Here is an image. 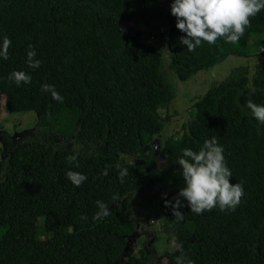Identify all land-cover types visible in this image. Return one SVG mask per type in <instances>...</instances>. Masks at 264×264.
Wrapping results in <instances>:
<instances>
[{
    "label": "trees",
    "instance_id": "trees-1",
    "mask_svg": "<svg viewBox=\"0 0 264 264\" xmlns=\"http://www.w3.org/2000/svg\"><path fill=\"white\" fill-rule=\"evenodd\" d=\"M170 2L0 0V34L11 40L0 59V95L11 112L37 115L19 136L0 134L7 146L0 149V264H115L132 254L125 249L139 224L134 197L153 190L150 215L175 243L162 264L181 254L194 264H264V124L246 106L250 99L264 104V63L252 73L237 67L209 85L177 131L168 123L183 112H159L176 98V82L229 55L264 54V8L249 17L237 42L218 37L190 52L179 41ZM124 21L133 26L123 28ZM29 44L37 68L25 62ZM14 69L31 81H9ZM44 83L63 101L41 91ZM211 136L223 145L230 182L242 183L244 195L234 211L196 214L185 201L178 220L164 203L183 186L175 160ZM120 168L128 170L123 178ZM68 170L86 179L75 186ZM97 200L109 215L93 219ZM140 244L121 264H151L148 243Z\"/></svg>",
    "mask_w": 264,
    "mask_h": 264
},
{
    "label": "clouds",
    "instance_id": "clouds-1",
    "mask_svg": "<svg viewBox=\"0 0 264 264\" xmlns=\"http://www.w3.org/2000/svg\"><path fill=\"white\" fill-rule=\"evenodd\" d=\"M264 8V0H171L170 15L175 18V28L182 36L179 41L188 51H193L202 42L214 44L218 37L226 42L235 43L243 35L249 25V17L255 16ZM11 40L7 34H0V59H7ZM35 49L31 44L26 51V64L37 68L40 60L35 58ZM7 79L17 86L31 81L30 74L23 70L11 71ZM41 91L50 93L53 100L62 102L63 96L53 85L44 83ZM250 114L261 124H264V104H258L251 99L246 102ZM175 163L179 166L183 178V186L179 188L172 200H164L170 206L172 215L183 220L184 214L180 208L186 201L191 212L200 214L214 207L221 211H234L244 195L242 183L230 182L232 172L224 157V147L217 142V136L204 139L197 149L185 147L181 149ZM74 158V157H73ZM127 168H120L118 175H127ZM66 177L75 186H79L86 177L83 173L68 170ZM113 200L117 195L113 194ZM98 211L93 219L109 215V209L104 202L97 200ZM87 219V217H82ZM175 264H194V261L183 254L175 257Z\"/></svg>",
    "mask_w": 264,
    "mask_h": 264
},
{
    "label": "rangeland",
    "instance_id": "rangeland-1",
    "mask_svg": "<svg viewBox=\"0 0 264 264\" xmlns=\"http://www.w3.org/2000/svg\"><path fill=\"white\" fill-rule=\"evenodd\" d=\"M122 25L123 28H128L133 26V22L124 21ZM260 38L264 41V34H262ZM261 52L263 51L261 50L259 53ZM214 55L216 54H208L204 57V59L211 58ZM262 55H229L221 62L215 64L213 67L207 70L199 71L191 79L185 82H176V98H174V101L171 105L163 104L159 109L162 117L165 116L166 111H176V113L183 112L175 115L176 125L170 126L169 128H174L176 129L175 131H177L181 128V125H183L184 123L187 124L189 122V120L192 118V101L194 100V98L201 97L207 91L209 85L225 80V78L230 75L231 71L237 67H248L250 73H252L256 66L264 63V57ZM169 78L175 81L174 75L169 74ZM8 101V97L4 95L0 96V134L2 132H7L8 135L15 134L16 132L21 133L36 124L37 115L35 112H27L24 114L13 113L9 110ZM1 147L2 145L0 143V149ZM155 192V190H153V192L148 191L145 193H140L139 195L137 194L134 197L133 216L137 221H139V230H141V225H145V228H151L152 231L153 229L157 230L156 236L158 238V241L156 242L155 246H152V248L154 247L158 254H160V252L164 254L167 251H172L175 248V243L171 239H168L171 236V232L169 230H166L167 235L161 233V229L158 226L157 219L151 217L150 215L153 213L155 207L154 205H151V207L149 208L148 205L150 204L149 201L156 198V196H154ZM142 239L143 238L138 240V242L133 241L130 245V249H132L133 255L137 254L139 250L138 246L143 241ZM161 258L162 256L155 258L153 257L151 264H162L163 259Z\"/></svg>",
    "mask_w": 264,
    "mask_h": 264
},
{
    "label": "flooded vegetation",
    "instance_id": "flooded-vegetation-1",
    "mask_svg": "<svg viewBox=\"0 0 264 264\" xmlns=\"http://www.w3.org/2000/svg\"><path fill=\"white\" fill-rule=\"evenodd\" d=\"M173 125H176V120H170L169 121V123H168V126L170 127V126H173ZM14 135H16V136H19L18 135V132H16ZM21 136V135H20ZM0 143H1V145H2V149H3V147H7V146H3V143H2V140L0 139ZM4 145H6V144H4ZM2 154V153H1ZM3 155H1V157H2ZM138 225V227H137V230H135V232L133 233V236L131 237V240H130V245L132 244V242L134 241H136V242H138V240H140L141 238H143L142 240V242H141V244L143 245L144 244V246L147 244V253H148V255L150 256V259H151V261L153 260V257L155 258V257H159V256H162V258L161 259H164V255H165V253L164 254H162L161 252H160V254H158L157 252H156V250H155V248L153 247L152 248V246H155V242H154V237L156 238V231H152L151 230V228H145L146 226L145 225H141L142 227L140 228L141 230H139V227H140V225L139 224H137ZM148 225H150V224H148ZM149 227V226H148ZM167 229H165V228H163L162 230H161V233H164V235H167V231H166ZM149 239H150V241H149ZM155 243V244H154ZM130 247V246H129ZM159 252V251H158ZM159 259V258H158Z\"/></svg>",
    "mask_w": 264,
    "mask_h": 264
},
{
    "label": "water",
    "instance_id": "water-1",
    "mask_svg": "<svg viewBox=\"0 0 264 264\" xmlns=\"http://www.w3.org/2000/svg\"><path fill=\"white\" fill-rule=\"evenodd\" d=\"M1 96V95H0ZM133 236V233L130 235V238H128V240H127V246H126V251H127V249L129 248V246H130V240H131V237ZM125 251V252H126ZM131 254H124V258L123 259H121L120 261H117L115 264H121L126 258H128L129 256H130Z\"/></svg>",
    "mask_w": 264,
    "mask_h": 264
}]
</instances>
